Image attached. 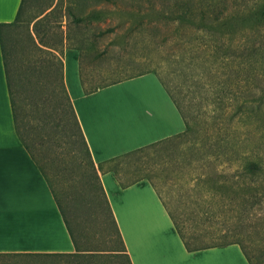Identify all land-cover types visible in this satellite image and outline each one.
Segmentation results:
<instances>
[{"label": "rangeland", "instance_id": "374dc122", "mask_svg": "<svg viewBox=\"0 0 264 264\" xmlns=\"http://www.w3.org/2000/svg\"><path fill=\"white\" fill-rule=\"evenodd\" d=\"M229 3L240 15L244 12L250 15L245 16L246 19L237 18L231 41L225 35L220 42L230 43L234 48L250 45L264 47V0H229ZM160 7L162 4L158 1L156 8ZM151 8L145 0H24L16 19L3 27L2 40L21 112V128L44 165L58 197L69 214L74 216L75 232L84 245L93 250L72 251L62 255L0 254V264H132L128 253L122 249L123 243L116 228L110 222L107 207L101 201L102 204L97 208V193L100 189L90 176L91 171L86 164L89 158L82 142L77 140L74 133L71 149L78 163L74 164L73 161L72 164L62 146L45 141L46 137L41 135V128L30 114L34 94L30 83L26 82L25 72L28 67L37 73L41 64L50 57L48 46L56 47L59 51L67 46L80 50L82 80L86 89H95L148 70L159 73L187 113L190 132L168 144L148 150L142 156L132 157L134 164L131 171H125L124 168L120 170L132 177H149L187 234L206 230L205 234L201 233L202 238L197 245L206 246L230 240L207 234V222L199 219L198 205L188 197V190L182 180L175 177L174 159H181L189 146H195L194 141L203 139L207 132H213V123L207 114L215 105L210 102L209 86L203 84L196 75L187 78L176 69L183 56L185 61L190 59L188 56L192 51L189 47H176L173 38L162 41L163 35L170 32L168 25L139 23L138 14ZM236 55L230 56L233 62L238 61ZM224 57L220 51L219 95L230 89L236 90L238 84L246 88L252 83L255 90H261L253 78L255 72L264 74L261 58L255 66L256 70L241 69L239 74L232 71L234 79L229 81L225 77ZM259 57L264 59V52ZM58 64L54 58V66ZM233 67L236 69L237 65ZM55 78L59 80L57 71L54 73ZM257 115L254 113L251 116L254 140L260 132L264 133V120L262 126L257 128L261 123ZM42 137L46 144L41 141ZM125 162L117 161L120 167ZM256 221L257 224L250 220L249 230L253 234L245 233L242 238L254 264H264V236L263 233L255 232L263 231L262 221Z\"/></svg>", "mask_w": 264, "mask_h": 264}, {"label": "trees", "instance_id": "16d2710c", "mask_svg": "<svg viewBox=\"0 0 264 264\" xmlns=\"http://www.w3.org/2000/svg\"><path fill=\"white\" fill-rule=\"evenodd\" d=\"M145 1L152 8L149 11H142L138 14L137 18L139 19V23H153L152 25L156 24L155 26H159L160 24L168 25L170 32L163 35L162 41L173 38L176 47L181 49H188L189 47V50L192 51L190 56H188L190 59L185 61V57L183 56L179 60L180 66L176 69H179L187 78L196 75L203 84L210 87L208 89L210 92L209 98L211 104L215 105V108L210 110L207 115L211 117L213 123L211 129L213 132H207L203 139L194 141L195 146H189L188 151H184L181 159H174L173 171L175 172L177 180L181 179L184 187L188 190V197L198 205L197 213L199 219H203L204 223L207 222L205 227L207 234L211 237H224L230 240L224 243L207 244L206 246L197 245V242L201 241V233H204L206 230L187 234L165 200L164 202L170 211L178 233L189 250L213 245L239 243L250 264H254L243 243L242 235L245 233L253 234L249 230V226H251L250 220H253L256 224V220H261V229L263 231L255 230V232L263 233L264 236V133L260 132L256 140H254L251 130V116L254 113H258L256 118L261 122L257 128L262 126L264 120V78L261 77L264 74L255 72L253 76L257 81L256 86L261 88L260 91L255 90L253 84L250 83L246 88H242L238 84L236 90L234 89L232 91L230 89V91L224 92L223 95L218 94L220 51L225 56L224 67L226 69L225 73L227 74L225 77L229 81L234 79L232 71L239 74L241 69L244 71L246 69H249V71L250 69L252 71L256 70L257 67L255 66L260 61L259 58H261L260 65H264L263 57H259V55L263 56L264 47L262 45L239 46L234 48L230 43L222 44L220 42L222 36L225 35L231 41V35L236 31L234 29L237 18L244 17L246 19L250 13L244 12L240 15V12L231 8L229 0ZM158 1L162 4L160 8H156ZM10 23H0V29L2 25L4 27ZM48 47L47 53L50 54L48 58L49 62L47 61L48 59L45 60L37 73L30 71L28 67L25 72L27 77L26 82L30 83V89H32L31 91L34 94L30 114L33 117V121L35 119L37 125L41 128V135L46 137L45 141L62 146L64 148V154L68 155L72 164L73 161L74 164L78 163L77 156L75 153H72L71 149L74 133L77 136V140L82 142L85 153L89 158L86 164L89 165L91 171L90 176L98 183L100 189L99 194L97 193V200H99L97 208L102 204L101 201L105 204L110 222L113 223L123 243L122 249L126 250L110 202L102 185L100 173L113 170L119 182L124 187L143 177H147L141 175L132 177L130 174H123L120 168H124L125 171H131L134 164L132 157L142 156L148 150L155 149L162 144L165 145L170 141L186 136L191 129L187 113L182 108L170 86L166 84L159 73L154 70H148L158 75L162 84L182 113L187 126L185 131L150 142L96 163L91 155L90 148L64 83L63 61L60 55L62 51H59L53 46ZM2 49L17 133L38 164L54 193L75 246V252L93 250V248L84 245L80 236L75 232L74 216L69 214L63 202L58 197L44 165L37 157L31 143L21 128V112L17 104L14 82L11 77L3 40ZM233 54H237V62H233V59H231L230 56ZM54 58L59 63L57 67L54 66ZM233 65H237V68L235 69ZM262 68L264 67L262 66ZM56 71L59 73V80L56 78L54 80V73ZM84 90L89 92L92 89H86L84 87ZM36 94H39V96ZM41 141L43 144L45 143L43 137ZM117 161L126 162L120 167ZM64 253L45 255H62Z\"/></svg>", "mask_w": 264, "mask_h": 264}, {"label": "crops", "instance_id": "0c3cea01", "mask_svg": "<svg viewBox=\"0 0 264 264\" xmlns=\"http://www.w3.org/2000/svg\"><path fill=\"white\" fill-rule=\"evenodd\" d=\"M22 3L0 0V23L13 22ZM2 29L0 254L75 252L54 193L16 130ZM60 55L64 83L96 163L185 131L182 113L155 72L86 92L80 50L67 46ZM100 178L132 264H250L239 243L189 250L149 178L125 187L113 170L101 172Z\"/></svg>", "mask_w": 264, "mask_h": 264}]
</instances>
